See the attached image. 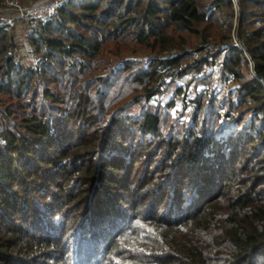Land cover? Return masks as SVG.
<instances>
[{
	"label": "trees",
	"instance_id": "16d2710c",
	"mask_svg": "<svg viewBox=\"0 0 264 264\" xmlns=\"http://www.w3.org/2000/svg\"><path fill=\"white\" fill-rule=\"evenodd\" d=\"M238 1L244 47L235 0H66L33 64L0 26V264H264V0ZM205 65L237 97L168 125L151 101Z\"/></svg>",
	"mask_w": 264,
	"mask_h": 264
},
{
	"label": "rangeland",
	"instance_id": "374dc122",
	"mask_svg": "<svg viewBox=\"0 0 264 264\" xmlns=\"http://www.w3.org/2000/svg\"><path fill=\"white\" fill-rule=\"evenodd\" d=\"M66 0H20L18 4H11L9 0H3L0 3V26H6L11 31L14 36V40L16 43L15 52L18 57L22 59L25 64H33L38 61L39 57L35 53L34 48L30 41V36L35 30V26L42 19H46L47 16L45 13H41L39 11L40 6H48V5H56L54 8V12L56 8L62 4ZM235 12L237 17L240 15V18H236L234 24V38L235 44H238L244 47L243 42L239 38V32L241 29V11L242 6L240 1L235 0ZM251 6V5H250ZM247 6V9L250 7ZM21 9H26L25 15L21 16ZM261 18L258 20L253 26L245 25L244 29L251 30L254 27H257L261 24H264V15H259ZM9 18H13L12 22H8ZM140 54V53H139ZM138 53H131L130 55L126 56V60H137L141 64H146V59L143 56H139ZM203 55L202 52H196L192 59H196ZM109 56L108 52L106 53V58L103 62H99L98 67L100 69V73L103 75H108V59ZM116 60V58H114ZM113 60V61H115ZM191 60H188L189 62ZM218 60V59H217ZM119 62V60H117ZM116 62V63H117ZM115 65V64H114ZM253 66L250 63V69L252 70ZM248 71V70H247ZM245 72L249 75L251 71L249 70ZM115 77L117 74L114 75ZM108 77V76H107ZM239 82L234 80L232 76L228 73H223L220 69V65H205L203 70H190L184 77L177 79L170 88H166L161 94H159L154 100L151 101L153 108L152 109H161V113L163 117L167 120V124L169 125L172 123L173 120H178L179 122H184L187 125H191L192 117L196 111L195 109V99L197 97L203 98L204 104L210 103L214 96H217L219 99L226 101L224 107H222L221 113L224 115L227 111V106L229 104V97L231 95L230 91L232 90L233 93L236 90V87ZM54 85V84H53ZM180 87V88H179ZM115 89H113L114 91ZM234 99L237 97L236 92L234 93ZM0 98L4 99L1 103L2 105L7 103L9 98L6 97L4 94H0ZM9 101V100H8ZM235 101V100H234ZM236 102V101H235ZM220 104V100L218 101ZM169 104H174L171 108H166L165 106ZM216 105V106H215ZM219 105H206V108L201 111L200 119H206L208 121L211 120L212 114L214 115V111H216ZM169 111V112H168ZM131 112L138 114L137 108H132ZM243 113L246 115V120L251 119V108L247 106L238 109H231L230 117L237 118ZM220 114V119L221 115ZM18 115V114H17ZM216 115V114H215ZM213 116L212 119H216ZM223 117V116H222ZM229 117V118H230ZM228 118V119H229ZM16 121H20L17 119ZM245 121V120H244ZM180 122V123H181ZM5 125V124H4ZM233 127V126H231ZM120 175V174H119ZM88 245L93 241L92 238H87L83 240ZM72 249L77 246V241L72 242ZM98 243V242H97ZM93 247L97 246L95 243H92ZM64 259V258H62ZM57 260L50 257H40L39 261L36 264H54Z\"/></svg>",
	"mask_w": 264,
	"mask_h": 264
},
{
	"label": "built area",
	"instance_id": "2783aa9c",
	"mask_svg": "<svg viewBox=\"0 0 264 264\" xmlns=\"http://www.w3.org/2000/svg\"><path fill=\"white\" fill-rule=\"evenodd\" d=\"M20 2V0H9V3H11V4H18ZM55 6L56 5H54V4H52V5H48V6H40L39 7V11L41 12V13H45L47 16H50V15H52L53 13H54V8H55ZM26 9H21V13H20V15L21 16H24L25 15V11ZM12 19L13 18H9L7 21L8 22H12Z\"/></svg>",
	"mask_w": 264,
	"mask_h": 264
}]
</instances>
